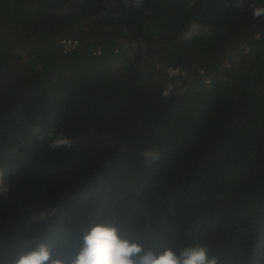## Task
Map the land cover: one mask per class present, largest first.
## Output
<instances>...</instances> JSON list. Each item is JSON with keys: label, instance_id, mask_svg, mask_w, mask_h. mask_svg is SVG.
Wrapping results in <instances>:
<instances>
[{"label": "trees", "instance_id": "1", "mask_svg": "<svg viewBox=\"0 0 264 264\" xmlns=\"http://www.w3.org/2000/svg\"><path fill=\"white\" fill-rule=\"evenodd\" d=\"M234 2L0 0V264L74 254L112 217L145 250L264 264V0ZM192 22L211 31L182 42ZM169 69L187 90L164 100ZM49 133L83 142L52 151Z\"/></svg>", "mask_w": 264, "mask_h": 264}, {"label": "clouds", "instance_id": "2", "mask_svg": "<svg viewBox=\"0 0 264 264\" xmlns=\"http://www.w3.org/2000/svg\"><path fill=\"white\" fill-rule=\"evenodd\" d=\"M125 6L140 8L143 0H123ZM195 6V0H193ZM236 8L244 6V0H235L232 5ZM254 18L264 16V7L249 5ZM68 7L57 10V16L68 14ZM210 28L198 22H192L187 30L180 35L182 42H190L196 37L204 36L210 32ZM136 48L133 43L130 45ZM179 70H168L169 82L161 92L164 100L173 96L182 95L187 89L182 81L178 79ZM38 133L39 129H34ZM50 142L48 148L52 151L71 150L75 145L83 142V137L74 138L64 134H48ZM43 139V137H40ZM144 162L150 167L161 160V154L157 150L143 151L140 154ZM11 191V184L4 180V173L0 170V198L7 199ZM46 213H34L31 220H45ZM115 217L105 218L102 221L92 220V225L82 238L78 250L74 254L62 255L51 245L39 244L34 250L22 254L14 261V264H221L217 257L209 256V249L202 245L184 244L178 251L171 248L163 250H145L144 247L128 238L120 235L119 229L115 226Z\"/></svg>", "mask_w": 264, "mask_h": 264}, {"label": "built area", "instance_id": "3", "mask_svg": "<svg viewBox=\"0 0 264 264\" xmlns=\"http://www.w3.org/2000/svg\"><path fill=\"white\" fill-rule=\"evenodd\" d=\"M65 44V50L70 51L72 48L75 47V44L71 41L64 42Z\"/></svg>", "mask_w": 264, "mask_h": 264}]
</instances>
